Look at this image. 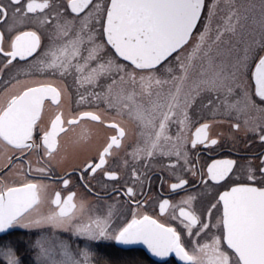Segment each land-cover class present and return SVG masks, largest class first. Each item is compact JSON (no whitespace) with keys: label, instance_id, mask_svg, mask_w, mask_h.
Segmentation results:
<instances>
[{"label":"snow or ice","instance_id":"obj_1","mask_svg":"<svg viewBox=\"0 0 264 264\" xmlns=\"http://www.w3.org/2000/svg\"><path fill=\"white\" fill-rule=\"evenodd\" d=\"M56 76L98 110L66 111L67 88L33 78ZM86 121L116 134L65 197L63 137L89 143ZM151 175L178 197L160 216L141 211ZM107 242L152 264H264V0H0V264H117L98 259Z\"/></svg>","mask_w":264,"mask_h":264},{"label":"flooded vegetation","instance_id":"obj_2","mask_svg":"<svg viewBox=\"0 0 264 264\" xmlns=\"http://www.w3.org/2000/svg\"><path fill=\"white\" fill-rule=\"evenodd\" d=\"M96 2L104 3L105 0H96ZM33 78L48 79L57 85L65 86L67 88V92L62 97V99H63V106H64L66 111L71 110V111L75 112V111H85V110H90V111H97L98 110L95 107L89 108V107H80L79 106L80 105L79 90L76 89V86L73 84L71 77H68L65 79H62L59 76H56V77H33ZM89 102L92 103L93 105L95 104L94 100L90 101L89 99H86V101L84 103L87 104ZM99 110L105 111L106 115H112L114 117L116 116L115 112H109L108 110H106L105 106L103 104L100 105ZM52 111H54V108L52 107V105H49L48 110L46 111V114H45V122H47L48 118L51 116ZM116 119H117V122L124 121L129 130H133V131L135 130L136 124L133 120L128 119L126 116L116 117ZM85 124L88 127V129L91 131V134H92L91 140L89 143L82 145V146H73L72 145V139H73L74 133H72V132H69L66 137H63V140L66 142V144L68 146V151H67V153H62V155H66L67 159H66L65 164L63 165V168L57 170V172L55 174V179L52 180L51 183H52L53 187L56 190L61 191L65 197L67 196L68 192H71V191H76L81 195L84 194V192H85V188H84L83 183L80 179L79 172L78 171L73 172L72 166L80 164L87 157L94 155L96 150L100 147V145H102L104 143V141L107 137L116 134L114 129H112L106 125L97 124V123L92 122V121H86ZM76 131L79 132V131H81V129L77 128ZM221 131H225V129H221ZM261 150L262 149L258 143L252 149V151L256 152V153H259ZM232 151L233 150H232L231 145L225 143L224 149L219 150L217 153H215L213 155H214V158H220V156L223 153H228V152H232ZM206 159H207V153L203 154L202 162H203V160H206ZM64 168H67L68 172L70 173L69 179L72 182L67 188H65L60 183L61 177L64 176V170H63ZM105 179H107V178L105 177ZM129 179H130L129 177H124L121 180L120 184L117 185V187H122L123 185L133 186L132 184L129 183ZM131 179L134 180L135 178L131 177ZM149 179L151 181V190L149 191V188L146 186L144 188V195L140 196L139 198L141 200H143V199H145L146 196H151L152 199L149 201L148 206H142L141 211H147L148 214H150V215L160 216L161 214L158 213V202L162 198H171V199L175 200V199H178V197L174 193L171 192V190L169 188V182L167 180L163 183V185H161V183H160L161 177L160 176L151 175L149 177ZM93 183H95V181ZM97 190H99V189H97ZM113 195L115 196V195H119V194L115 193ZM181 195H183V193H181ZM89 199L93 200L94 205L104 206V207L109 203H114V201L110 200L108 197H105V199H103V200H95L93 197L90 196ZM127 200H128L127 196H124L122 198V201L126 202ZM104 245H107L109 247H114L117 249H121V248L117 247V245L114 244L113 242H107ZM132 250L144 252V250H142V249H132Z\"/></svg>","mask_w":264,"mask_h":264},{"label":"trees","instance_id":"obj_3","mask_svg":"<svg viewBox=\"0 0 264 264\" xmlns=\"http://www.w3.org/2000/svg\"><path fill=\"white\" fill-rule=\"evenodd\" d=\"M100 260L112 259L113 261L134 262L144 260L147 264H152L150 259L144 252L135 250H121L107 245H102L98 252Z\"/></svg>","mask_w":264,"mask_h":264},{"label":"water","instance_id":"obj_4","mask_svg":"<svg viewBox=\"0 0 264 264\" xmlns=\"http://www.w3.org/2000/svg\"><path fill=\"white\" fill-rule=\"evenodd\" d=\"M116 245H117V247H119V248H121V249H123V250L142 249V250H144V252L146 253V255L150 258V255L147 254V249H146V247L143 246V245H135V246H130V247H128V246H120V245H118V244H116ZM150 259H152V260L154 261V260H156L157 258H155V257H151Z\"/></svg>","mask_w":264,"mask_h":264},{"label":"rangeland","instance_id":"obj_5","mask_svg":"<svg viewBox=\"0 0 264 264\" xmlns=\"http://www.w3.org/2000/svg\"><path fill=\"white\" fill-rule=\"evenodd\" d=\"M207 2L210 3L211 0H207ZM94 208L98 209L101 213H103L105 211V207L104 206L94 205ZM98 259H100L99 255H98ZM115 262H117V261H115ZM117 264H125V262L124 261H120V262H117Z\"/></svg>","mask_w":264,"mask_h":264},{"label":"bare ground","instance_id":"obj_6","mask_svg":"<svg viewBox=\"0 0 264 264\" xmlns=\"http://www.w3.org/2000/svg\"><path fill=\"white\" fill-rule=\"evenodd\" d=\"M123 250V249H122Z\"/></svg>","mask_w":264,"mask_h":264}]
</instances>
